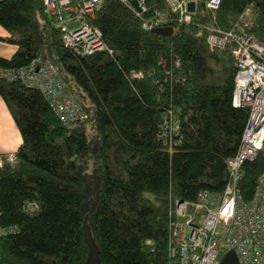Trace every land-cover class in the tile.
<instances>
[{
    "label": "trees",
    "instance_id": "16d2710c",
    "mask_svg": "<svg viewBox=\"0 0 264 264\" xmlns=\"http://www.w3.org/2000/svg\"><path fill=\"white\" fill-rule=\"evenodd\" d=\"M142 1L136 15L104 0L88 22L106 48L89 56L64 46L42 0L0 2L4 41L16 46L0 69L53 65L87 115L67 127L38 90L0 78L21 140L15 161L0 167V264H85L84 225L99 264H169L175 203L227 183L248 110L232 103V45L212 48L208 36L234 30L264 42V0L198 6L189 23L164 0ZM156 12L169 16L171 35L142 28ZM241 172L237 189L248 202L264 144Z\"/></svg>",
    "mask_w": 264,
    "mask_h": 264
},
{
    "label": "built area",
    "instance_id": "2783aa9c",
    "mask_svg": "<svg viewBox=\"0 0 264 264\" xmlns=\"http://www.w3.org/2000/svg\"><path fill=\"white\" fill-rule=\"evenodd\" d=\"M121 1L133 10L128 0ZM164 1L170 11L177 13L178 23L190 22L193 14L187 11L190 2L195 4V11L200 3L209 11L216 10L220 4V0ZM103 2L42 0L44 12L59 29L64 46L80 56L106 48L99 29L88 22ZM137 2L140 12H133L141 15L146 9L142 0ZM170 21L167 14L156 12L143 22L142 28L152 30ZM208 44L215 49L232 45L236 69L232 103L234 107L248 110V119L238 151L227 161L229 179L223 190L219 193L201 191L193 203H175L174 217L178 221L169 244V264H219L229 251L234 252L238 264H264V173L258 178L250 201L244 202L237 189L242 165L254 161L264 144V42L234 30H216L208 36ZM0 78L20 81L38 90L67 127L87 117L55 67L41 59L32 60L17 70L0 69ZM14 161V154H0V167ZM2 232L0 228V237Z\"/></svg>",
    "mask_w": 264,
    "mask_h": 264
},
{
    "label": "water",
    "instance_id": "95a60500",
    "mask_svg": "<svg viewBox=\"0 0 264 264\" xmlns=\"http://www.w3.org/2000/svg\"><path fill=\"white\" fill-rule=\"evenodd\" d=\"M128 3L135 12L137 13L140 12V8H139L137 0H128ZM199 6L201 7V9L205 10L203 3H200ZM187 11L190 13H194L195 4L192 2L188 3ZM151 32L155 34H159V35L169 36L172 34L173 30L171 27L162 26V27L153 28ZM83 237H84V241L86 243L87 249H88L85 264H99V250L92 239L90 229L87 225L83 226ZM219 264H238L237 258L234 252L233 251L227 252L221 258Z\"/></svg>",
    "mask_w": 264,
    "mask_h": 264
},
{
    "label": "crops",
    "instance_id": "0c3cea01",
    "mask_svg": "<svg viewBox=\"0 0 264 264\" xmlns=\"http://www.w3.org/2000/svg\"><path fill=\"white\" fill-rule=\"evenodd\" d=\"M8 35H6V33L3 34L0 31V41H3L4 42V39H6V38L9 37ZM3 42H1V43H3ZM15 51H16V46L13 47V50L11 49V55L10 56H12V54ZM10 56H5V54H4L3 55V58H9ZM1 104H3V103H1V101H0V106H1ZM2 111H3V116L2 117H3V119L5 121L8 122L9 129H11L10 125L12 126L13 120H12V118H11V116H10V114H9V112H8L7 109H3V107H2ZM12 129H13V127H12ZM7 133H8V131H7ZM20 142H21V140H20L19 134L17 136L15 135L14 137H8L7 138V136L5 135V132L2 131L1 128H0V154H13V153H15L16 150H17V148L20 145Z\"/></svg>",
    "mask_w": 264,
    "mask_h": 264
},
{
    "label": "rangeland",
    "instance_id": "374dc122",
    "mask_svg": "<svg viewBox=\"0 0 264 264\" xmlns=\"http://www.w3.org/2000/svg\"><path fill=\"white\" fill-rule=\"evenodd\" d=\"M0 31H1V33H6V35H8V33L5 31V30H3L2 29V27L0 26ZM9 36V35H8ZM2 40V39H1ZM1 42H3V41H0V56H2L3 57V55L5 54V56H10L11 55V49L13 50V47L15 46V45H13V44H8V43H6L5 41L3 42V43H1ZM5 43V44H4ZM13 45V46H12ZM0 101H1V103H3V104H1V106H0V128H1V130L2 131H4L5 132V135L7 136V138L8 137H14L15 135L17 136L18 134H19V132H18V129H17V127H16V125H15V123L14 122H12V126L10 125V127H11V129H9V124H8V122L7 121H5L4 119H3V111H2V107H3V109H7L6 108V106H5V103L3 102V100L0 98ZM12 127H13V129H12ZM7 131H8V133H7ZM20 136V135H19Z\"/></svg>",
    "mask_w": 264,
    "mask_h": 264
}]
</instances>
